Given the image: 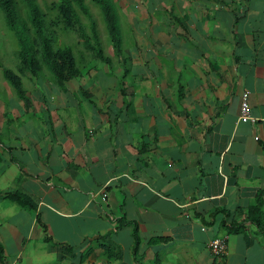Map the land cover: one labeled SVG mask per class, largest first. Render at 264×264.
<instances>
[{
  "label": "crops",
  "instance_id": "crops-1",
  "mask_svg": "<svg viewBox=\"0 0 264 264\" xmlns=\"http://www.w3.org/2000/svg\"><path fill=\"white\" fill-rule=\"evenodd\" d=\"M144 13L133 42L110 43L112 68L83 55L69 82L21 75L29 107L5 85L0 264H264L255 227L221 230L264 193V0ZM243 94L255 123L240 121ZM219 238L225 258L209 248Z\"/></svg>",
  "mask_w": 264,
  "mask_h": 264
},
{
  "label": "trees",
  "instance_id": "trees-1",
  "mask_svg": "<svg viewBox=\"0 0 264 264\" xmlns=\"http://www.w3.org/2000/svg\"><path fill=\"white\" fill-rule=\"evenodd\" d=\"M96 5L103 18L108 33V39L113 45L114 50L118 53L122 50V37L117 31V23L112 11V6L107 0H91ZM21 6L27 10L28 21L34 32V38L30 36L27 30V23L19 18L18 12L21 14L22 7L17 4V0H0V9L4 14L9 30L14 34L21 50V61L23 67L32 77L38 80L45 72H48L59 83L69 82L77 77L78 68L74 54L71 49L54 51L51 47V41L48 38V26H63L64 32H80L83 30L81 22V14L84 15L90 24L93 34V41L97 43L98 50L95 46L90 47L95 60L112 66L113 62L110 57L105 55L104 48L100 42L97 32L96 22L93 15L85 3V0H58L51 6L52 10L58 13L54 20H48L50 23L46 25V14L43 12L38 0H20ZM84 33V31H81ZM86 40H90L89 37ZM89 42V41H88ZM33 49V50H32ZM5 80L12 86L18 99L30 106V101L26 96L22 79L9 69H2ZM12 203L20 207L34 208L33 203L21 192H15L8 198ZM246 224H251L256 228L257 233L264 237V193L258 194L255 207L248 211L244 224L235 222L228 224L224 222L221 226L222 231H226L229 235L244 232ZM124 227L132 228V236L135 240V251L140 243L138 225L128 222L126 219L118 220L117 231ZM116 231V232H117ZM107 242L106 251L118 248L109 242V236L103 238ZM119 251V250H118ZM119 259V256H116ZM3 259V252L0 247V260Z\"/></svg>",
  "mask_w": 264,
  "mask_h": 264
},
{
  "label": "rangeland",
  "instance_id": "rangeland-1",
  "mask_svg": "<svg viewBox=\"0 0 264 264\" xmlns=\"http://www.w3.org/2000/svg\"><path fill=\"white\" fill-rule=\"evenodd\" d=\"M108 3L112 6V11L117 23V31L119 36L122 37V42L127 43L133 42L131 40L132 33L131 31H134V35L136 31H139L141 27L145 26V22L143 23L144 19L140 22L139 19L141 17H144L145 15L144 9L149 8L151 11H154V13H160L163 11V0H107ZM58 2V0H38L39 5L41 6L43 12L46 14V25L47 23H50V20H54L55 17L58 16V13L55 10L51 9V6L53 3ZM166 3L167 0H164ZM86 5L90 9L93 19L96 22V28L98 35L100 37V42L104 48V52L106 55L110 56V53L113 52L110 41L108 39V33L106 30V26L103 22V18L101 16V12L99 8L92 3L91 0H85ZM18 6L22 5L20 3V0H17ZM145 5V6H144ZM22 7V6H21ZM156 11V12H155ZM21 14L18 12L19 18H21L27 23V30L30 32V36L34 38V32L32 27L29 24L28 21V14L27 10L22 7ZM49 20V21H48ZM81 22L83 25L84 33L80 32H64L63 26L51 27L48 26V38L51 41V47L54 51L58 50H66L71 49L72 53L74 54L75 61L77 63L82 62L83 63V55L84 59H87L88 57L91 58L93 56V53L90 47L95 46V49L98 50V45L96 42L93 41V34L90 28V24L88 19L81 14ZM89 37L90 40H86V38ZM130 38V40H128ZM108 47V48H106ZM33 50V49H32ZM88 54L90 56H88ZM91 59H88V63L82 64L86 65L88 67H95L97 70L104 69L106 64H103L99 61H92ZM105 66V67H104ZM112 68L111 66H108ZM6 68L14 72L16 75H24L28 73L23 67L22 61H21V50L19 48V45L17 43V39L15 38L14 34L9 30L4 14L0 9V100L3 99L5 94V85L14 90L12 86L5 80L3 76L2 69ZM100 69V70H101ZM47 75H49L48 72H45ZM49 77L47 76L46 79ZM25 84H27L25 82Z\"/></svg>",
  "mask_w": 264,
  "mask_h": 264
},
{
  "label": "built area",
  "instance_id": "built-area-1",
  "mask_svg": "<svg viewBox=\"0 0 264 264\" xmlns=\"http://www.w3.org/2000/svg\"><path fill=\"white\" fill-rule=\"evenodd\" d=\"M241 118L240 121L244 123H255L256 120L251 117L250 107L248 103V94H243L242 101H241ZM209 248L212 255L215 258H225L229 255L227 250V242L225 239H213L209 243Z\"/></svg>",
  "mask_w": 264,
  "mask_h": 264
}]
</instances>
